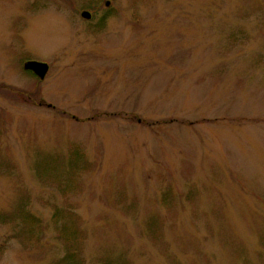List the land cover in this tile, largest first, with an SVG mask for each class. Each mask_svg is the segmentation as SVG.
Segmentation results:
<instances>
[{"label": "rangeland", "instance_id": "1", "mask_svg": "<svg viewBox=\"0 0 264 264\" xmlns=\"http://www.w3.org/2000/svg\"><path fill=\"white\" fill-rule=\"evenodd\" d=\"M25 195L0 264L62 258L57 209L86 264H264V0H0V213Z\"/></svg>", "mask_w": 264, "mask_h": 264}, {"label": "trees", "instance_id": "2", "mask_svg": "<svg viewBox=\"0 0 264 264\" xmlns=\"http://www.w3.org/2000/svg\"><path fill=\"white\" fill-rule=\"evenodd\" d=\"M89 4L85 8H92ZM109 10V9H108ZM112 13V12H111ZM106 18H101L99 25L104 27L106 25ZM35 92H33L34 94ZM79 154V153H78ZM23 198H28L20 201L18 207L14 212L0 213V221L3 222H16L18 224V230L21 235H24L28 240L38 242V235L40 231L41 221L35 216L28 206L30 201L29 196L25 195ZM71 211V210H70ZM77 217V216H76ZM64 219V221H62ZM59 231V237L64 241L67 246L65 255L58 259L54 264H86V261L80 251L82 247L83 234L79 228L78 222L75 221L73 213H68L62 216V211L57 209L54 212V219ZM2 250L0 249V252ZM108 264H111L109 262ZM118 264H124L120 262ZM127 264V263H126Z\"/></svg>", "mask_w": 264, "mask_h": 264}, {"label": "water", "instance_id": "3", "mask_svg": "<svg viewBox=\"0 0 264 264\" xmlns=\"http://www.w3.org/2000/svg\"><path fill=\"white\" fill-rule=\"evenodd\" d=\"M107 5H109V1H107ZM82 16L85 18H90L91 12L89 10H83ZM23 67L26 70H32L41 80L46 77L49 71V64L47 62L37 60H27Z\"/></svg>", "mask_w": 264, "mask_h": 264}, {"label": "flooded vegetation", "instance_id": "4", "mask_svg": "<svg viewBox=\"0 0 264 264\" xmlns=\"http://www.w3.org/2000/svg\"><path fill=\"white\" fill-rule=\"evenodd\" d=\"M89 10L91 11L92 14H91V17H90V18H86V19H88V20L94 18V16H95L94 13H95V11H96L94 8H90ZM82 11H83V10H82ZM82 11H81V13H82ZM110 13H111V11L108 10V9H106V10L103 12V14L99 15V17L97 18V19H98V23H100L99 21H100L101 18H106V19H107V18L110 16ZM82 17H83V16H82ZM83 18H84V17H83ZM26 60H29V59H28V58L25 59L24 62H25ZM24 62H23V63H24ZM27 71H30L31 73H33V75H34L35 78H39V77H38L33 71H31V70H27ZM29 92H31L30 94L33 96V92H34V91L31 90V91H29ZM34 96H35V95H34Z\"/></svg>", "mask_w": 264, "mask_h": 264}]
</instances>
